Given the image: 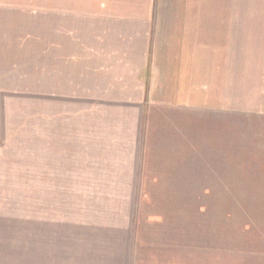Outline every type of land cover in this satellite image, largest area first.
<instances>
[{
  "label": "crops",
  "instance_id": "1",
  "mask_svg": "<svg viewBox=\"0 0 264 264\" xmlns=\"http://www.w3.org/2000/svg\"><path fill=\"white\" fill-rule=\"evenodd\" d=\"M65 1L54 0L47 33L38 17L36 40L0 42V64L34 53L36 72L15 79L35 76L53 160L83 169L86 181L111 177L85 191L138 195L62 200L57 192L78 190L40 184L30 212L13 194L28 196L29 184H0V264H220V247L205 240L221 224L202 208L221 207L241 182L264 193V151H250L247 134L238 151V128L264 123V11L206 6L212 0ZM7 72L0 95H17ZM240 220L228 227L239 243L231 261L264 264V238H250L264 236V222Z\"/></svg>",
  "mask_w": 264,
  "mask_h": 264
},
{
  "label": "rangeland",
  "instance_id": "2",
  "mask_svg": "<svg viewBox=\"0 0 264 264\" xmlns=\"http://www.w3.org/2000/svg\"><path fill=\"white\" fill-rule=\"evenodd\" d=\"M68 2H74L76 0H68ZM54 0H0V42L8 44L19 36H24L28 41L36 40V31L38 26V17H41V21L46 25V33L50 30L47 26L51 24L52 20V6ZM66 3L65 0H58V4ZM206 6L213 7H234L244 8L252 7L253 9H261L255 11H264V0H212L206 1ZM43 9V11L41 10ZM43 13V14H42ZM258 13V12H254ZM17 28L20 31H17ZM21 29L23 31H21ZM12 37V38H11ZM12 43H10L11 45ZM32 52L28 54L33 56ZM15 58L13 61L16 64H0V73L8 71L10 73H16L11 75L14 79L8 80V87L15 88L19 94L10 95L9 90L5 95H0V184H18L25 185L29 184L30 190L35 191L27 192L28 196H25L23 192H14V198L22 201L28 200L30 206L29 210L36 211L38 201L43 198V193L38 192V186L40 184H57L60 185L61 189H77L78 191L63 190L55 192L59 195L60 199H110L118 198L120 200H132L136 199L138 193L127 192V191H111L102 192L98 190L88 191L84 190L85 183L91 181L99 183L111 177H100L93 176L86 181V176L83 172L72 168L70 161L63 159L53 160V145L45 142L43 139V132L39 130L38 125V100L36 93V80L32 74H27L26 78L15 79L21 77V74L35 73L36 64L35 61L31 62L33 57ZM23 67V69H16L17 67ZM7 72V73H8ZM44 113L52 115V106L45 104ZM49 123L52 125V121H47L45 125L46 131L49 129ZM238 128V135H241L240 141L238 142V151L245 150V138L244 134L251 141L249 145L250 151H264V123L253 122V124H247ZM50 134L52 129L49 130ZM248 151V147H247ZM242 162V160H240ZM237 191L235 193H223L221 198V207L210 208L209 212L206 213L207 209L202 208L205 215L215 217V227L221 224V231L218 234V238H210L205 240V246L215 247L217 253V247H220V264H233L231 261L232 257L229 255L230 246L235 249L238 248V241H230L228 233V227L234 222L241 221L247 217L248 222H259L263 225L264 220V207L261 206H236L243 203L249 204H263L264 193L245 191L246 186H258V185H247L243 182L237 185ZM99 187V186H96ZM264 187V186H263ZM54 193V194H55ZM48 195V192H45ZM53 194V193H50ZM135 195V196H134ZM134 196V197H133ZM230 196V197H229ZM234 196V197H233ZM223 199V200H222ZM16 205V204H15ZM23 205V203H21ZM231 205V206H230ZM233 205V206H232ZM26 206V205H25ZM148 212L157 213L155 209H145ZM172 210V209H169ZM200 209V211H202ZM193 212L196 213V208H193ZM192 212V216H193ZM190 214L188 209L183 214ZM191 216V217H192ZM250 219V220H249ZM205 222L206 219H204ZM219 221V223L217 222ZM245 221V220H243ZM209 223V222H207ZM214 226V225H213ZM212 223L210 224V230H212ZM255 226V225H254ZM19 226L13 227L18 229ZM260 230V228L255 229ZM208 231V232H209ZM213 231L217 232L213 227ZM219 232V230H218ZM216 235V233H215ZM257 236V237H252ZM252 243L254 238L259 241L264 238L260 233L259 235L254 233L250 235ZM238 240V235H237ZM264 240V239H263ZM201 244V241H200ZM210 244V245H209Z\"/></svg>",
  "mask_w": 264,
  "mask_h": 264
}]
</instances>
